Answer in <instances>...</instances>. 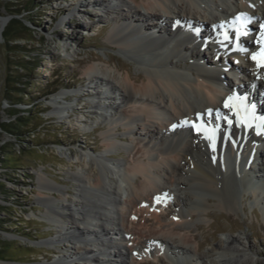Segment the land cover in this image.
I'll return each mask as SVG.
<instances>
[{
    "label": "bare ground",
    "instance_id": "obj_1",
    "mask_svg": "<svg viewBox=\"0 0 264 264\" xmlns=\"http://www.w3.org/2000/svg\"><path fill=\"white\" fill-rule=\"evenodd\" d=\"M97 1L90 0L85 6L102 7L99 15L106 16L110 24L109 44L128 56L140 72L133 74L129 65H120L124 67V76L117 78L104 66L88 65L84 76L91 88L87 96L92 109L87 116L98 115L95 127L100 122L105 124L100 134L105 153L129 149L128 141L124 143L127 137L136 140L142 152L137 147L133 157H138L124 166L118 160H107L103 154L76 151L70 162L81 167L67 173L74 185L71 200L66 190L54 185L55 180L47 172L37 171L38 195L45 201L41 216L48 225L57 228L54 242L61 236H69L73 239L69 245L80 248L76 255L67 254L71 258L76 256L72 260L77 264H88L84 259L95 264H150L148 260L158 259L161 251L172 256L170 248L178 253L169 257L173 263L199 262L200 256L190 254L195 247L191 249L187 236L179 230L197 228L211 206L236 212L238 193L250 200L254 197L250 202L264 207L261 194L264 184L254 180L255 167L264 173V160L261 166H254L259 149L249 144L259 136L262 143L264 134L257 135L255 127H245L241 112L219 85V80H226L222 79L215 59L206 62L197 33L192 29L206 28L217 22V17L230 16L236 10L250 16L260 14L264 22V0H239V4L230 0H101L100 4ZM6 22V18L0 19V31ZM184 28L187 33L180 32ZM260 41L264 42V37ZM119 68L116 67L118 71ZM249 68L256 73L254 80L264 90V66L251 60ZM102 83L105 88L97 89ZM246 89L243 84L241 91ZM59 97H54L52 112L60 118L68 117L73 106L66 100L58 102ZM103 97L108 100H102ZM117 101L129 109L120 114L113 105ZM226 101L232 107H225ZM263 102L264 99L257 108ZM103 110L109 115H104ZM209 110L217 116L209 121L213 122L211 131L204 126L209 123L204 116ZM237 119L241 120L239 125ZM117 128L123 134L116 133ZM244 133L247 141L240 145ZM237 179L240 185L231 188L230 182ZM193 188L209 195L193 192ZM54 192L61 194V199L53 198ZM168 206L175 212L166 219L168 216L163 213ZM118 211L122 213L126 231L116 226ZM149 221L155 227L148 228ZM107 223L115 225V231L112 228L109 233ZM133 225L135 230H128ZM118 246L125 249L121 251ZM215 250L214 264H257L239 237L226 236ZM0 264L24 263L2 259Z\"/></svg>",
    "mask_w": 264,
    "mask_h": 264
},
{
    "label": "rangeland",
    "instance_id": "obj_2",
    "mask_svg": "<svg viewBox=\"0 0 264 264\" xmlns=\"http://www.w3.org/2000/svg\"><path fill=\"white\" fill-rule=\"evenodd\" d=\"M29 1L0 0V19L10 17L0 31V254L3 261L14 263L77 264L72 260L76 256L71 258L67 254L72 252L76 255L80 248L69 245L73 241L69 236H61L59 241L54 242L57 228L48 225L41 216L45 201L38 195L36 172H47L48 177L55 180L54 185L66 190L67 198L71 200L74 185L67 173L81 167L79 163L70 162L75 159L76 151H88L95 156L103 154L107 160L130 165L138 157H133L137 147L142 152L135 144L136 140L133 142L130 137L124 138V143L128 141L127 150L104 152L105 145L100 135L103 129L94 126L99 117L93 114L87 116L92 109L87 96L91 88L84 70L88 65L98 64L108 68L117 78L124 76V67L120 65H129L133 74L140 70L128 56L109 44L107 34L110 24L106 16L99 15L102 13L101 6H85L90 0ZM100 2L97 1L98 4ZM20 9L23 11L12 14ZM4 32L8 35L15 32L22 39L7 43ZM211 56L206 60L215 59ZM103 87V83L96 86L97 89ZM56 96H60L56 98L58 102L66 100L72 104L68 117L60 118L52 112ZM102 100L108 99L103 97ZM119 104L117 101L113 105L120 114L129 109ZM9 125L11 127H7ZM116 133L123 134L121 129H117ZM263 160L264 152L254 166H261ZM257 169L255 167L254 176L257 174L256 177L260 178L264 173ZM234 182H230L231 188L241 183L239 179ZM191 190L205 197L209 195L197 188ZM179 192L182 191L176 193ZM51 195L61 199V194L57 192ZM237 198L236 212L217 210L210 205L208 214L202 217L197 228L179 230L181 235L187 236L191 249L195 247L190 254L195 253V258L200 256L199 262L193 264H214L213 259L217 255L215 247L226 236L239 237L246 252L257 260V264H264V207L250 202L254 197L250 200L249 196L238 193ZM174 212L172 206H168L163 214L168 219ZM118 217L116 226H122L123 216L119 211ZM154 225L149 221L148 228ZM107 227H110L111 233L115 225L107 223ZM122 227L126 231L125 225ZM135 227H128V230ZM118 249L123 251L125 247ZM170 251L172 256L161 251L158 259L148 261L150 264H172L169 257H176L178 253L172 248ZM84 261L95 264L86 259Z\"/></svg>",
    "mask_w": 264,
    "mask_h": 264
},
{
    "label": "snow or ice",
    "instance_id": "obj_3",
    "mask_svg": "<svg viewBox=\"0 0 264 264\" xmlns=\"http://www.w3.org/2000/svg\"><path fill=\"white\" fill-rule=\"evenodd\" d=\"M237 19H239V17ZM261 27H262V29H264V25H262ZM243 34L244 33H241L239 31H237V39H239V37L241 35H243ZM253 59L254 60L256 59L255 55L253 56ZM232 99H233V97H229L228 98L229 101L232 100ZM225 107H232V105H230L228 103V101H226L225 102ZM209 112H211V110H209ZM237 115H238V113H237ZM229 123H231V121H229ZM240 123H241V120L237 119V124L239 125ZM244 123H245V127H255L257 135L264 134V120H261L260 123H258V124H251V123L247 122V116H245Z\"/></svg>",
    "mask_w": 264,
    "mask_h": 264
},
{
    "label": "trees",
    "instance_id": "obj_4",
    "mask_svg": "<svg viewBox=\"0 0 264 264\" xmlns=\"http://www.w3.org/2000/svg\"><path fill=\"white\" fill-rule=\"evenodd\" d=\"M29 3H32V0H30L29 1ZM31 6H32V4H31ZM24 8H26V7H24ZM23 8V9H24ZM22 9H20V10H18V11H16V12H14V13H12V14H14V15H16V13L18 12L19 13V11H21ZM23 11V10H22ZM28 11V10H27ZM15 33V32H14ZM14 33H11V34H6L5 32H4V39H5V41L8 43L9 41L11 42V41H16V40H20V39H22L20 36H18V35H15ZM3 34V33H2ZM17 46V45H16ZM22 68H23V66H21ZM23 70H25V68H23ZM7 127H11L10 125L9 126H7ZM7 127H2V129L3 130H5V131H11L10 130V128H7ZM13 128H16V127H13ZM0 258H2V259H4L2 256H1V254H0Z\"/></svg>",
    "mask_w": 264,
    "mask_h": 264
},
{
    "label": "water",
    "instance_id": "obj_5",
    "mask_svg": "<svg viewBox=\"0 0 264 264\" xmlns=\"http://www.w3.org/2000/svg\"><path fill=\"white\" fill-rule=\"evenodd\" d=\"M5 18H6V20H9L10 17L7 16V17H5Z\"/></svg>",
    "mask_w": 264,
    "mask_h": 264
}]
</instances>
